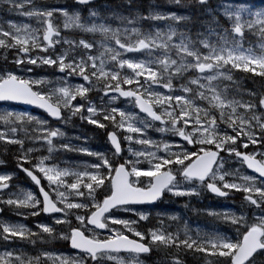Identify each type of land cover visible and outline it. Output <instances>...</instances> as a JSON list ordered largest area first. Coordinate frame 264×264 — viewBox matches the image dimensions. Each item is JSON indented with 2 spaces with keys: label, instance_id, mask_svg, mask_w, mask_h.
Returning a JSON list of instances; mask_svg holds the SVG:
<instances>
[{
  "label": "snow or ice",
  "instance_id": "1",
  "mask_svg": "<svg viewBox=\"0 0 264 264\" xmlns=\"http://www.w3.org/2000/svg\"><path fill=\"white\" fill-rule=\"evenodd\" d=\"M167 2L176 10L152 9L142 17L164 25L142 31L82 23L80 8L87 9L88 17L98 16L91 0H74L72 8L60 0H2L7 11L35 18L37 27L0 25V60L6 62L0 68V157L10 156L13 165L0 172V210L46 219L35 224V231L23 223L0 222V264H145L141 257L154 251L165 253L155 264H184L186 254L203 264H264V6L224 5L221 22L211 15L208 0H195L210 20L206 32L193 38L175 26L189 19L184 0ZM60 18L65 30L99 33L102 40L62 37L55 23ZM121 32L135 39H121ZM57 45L68 48L57 51ZM75 49L80 55L70 57ZM45 67L51 75L37 73ZM241 75L261 78L253 80L260 88L249 90L247 99L224 86L225 81L238 84ZM71 77L82 82L72 84ZM92 91L102 92L107 103L101 97L97 107L88 96ZM120 98L144 116L114 106ZM15 105L40 109L61 124L78 116L104 130L109 147L92 150L71 140L54 144L53 138L65 134ZM29 123L36 126L35 135H28ZM149 128L171 135L153 140L146 135ZM25 138L31 141L27 147ZM128 142L147 147L134 151L123 147ZM56 152L94 159L61 167ZM7 163L0 158V166ZM233 163L238 167L225 168ZM244 166L251 173L242 172ZM17 170L30 181L28 190L10 183ZM201 190L239 201L236 210L208 212L234 237L219 228L198 230L193 237L187 227L181 235L141 223L149 221L150 206L165 194L199 197ZM51 240L67 242L75 255H55L44 247ZM25 244L33 246L31 253Z\"/></svg>",
  "mask_w": 264,
  "mask_h": 264
},
{
  "label": "rangeland",
  "instance_id": "2",
  "mask_svg": "<svg viewBox=\"0 0 264 264\" xmlns=\"http://www.w3.org/2000/svg\"><path fill=\"white\" fill-rule=\"evenodd\" d=\"M50 2V0H34V3L36 4H43V3H48ZM117 2V1H116ZM60 3H62L63 6L65 7H75L74 5V0H60ZM185 3V8L183 9L184 13L186 15H188L189 19L190 16L193 14V8L195 9L197 7L195 0H184ZM238 3H250L255 5L256 7H262L264 6V0H238V1H229V2H214V3H208V7L210 9H212L213 11L211 12V15H214L217 17L218 20H220L221 22H225V17L223 16V8L224 5L227 4H238ZM116 6H119V11L122 13H117V11H112L111 13H108L106 11H108L109 7L107 5H94V6H90L93 8L97 9L98 12V16L97 17H88V13H87V9L86 8H80V16H81V22H88V23H92V22H96V23H100L103 22L105 23L106 26H110L113 29L116 28H120V29H124V28H128L131 29L133 27H138L140 28L142 31L144 30H148L150 29L153 25H160L161 27L164 25L165 22L163 21H147L142 19V17H145L148 15L149 11L152 9H156V10H161V11H167V10H176L175 7L171 4H169L167 2V0H125L124 4L120 3V1L117 2ZM146 6V12H142L139 8L140 7H144ZM29 7V5H25V9ZM7 5H5L4 3H2V0H0V25L7 27V23L8 22H12V23H16V24H20V23H27L29 25H31L32 27H37L36 24V20L35 18H28L25 16H20L17 14L16 10H12L11 12L7 11ZM25 9H21V11L25 10ZM217 9H219V11H217ZM137 12L139 13L138 16L136 15ZM207 15L206 18V22H205V31L203 30L202 33L206 32L207 28H208V21L210 20V15L208 13H205ZM128 20H133L132 24L128 23ZM188 21V20H187ZM186 21H181L179 22L178 25H175L177 27V31H182V23H184ZM55 23L60 24L61 25V36H67L68 38H79L80 36H86L90 39L93 40H102V37L100 36L99 33H95V34H86V33H81L78 29L75 28H69L67 30H65L62 25H63V19H57L55 21ZM127 35L129 36V38L131 39H135V37L129 32V33H124L121 32V39H124V36ZM210 40H215L214 36H209L208 37ZM250 39H252L253 41L258 40V37H250ZM174 40H177V38L174 37ZM61 47L67 49L68 45H57L56 49L57 51H59L61 49ZM245 47H248L247 44H245ZM256 49H254L255 51ZM93 51H96V49L94 48ZM81 50L80 49H75L74 51L69 53V56L71 57L72 55H80ZM129 55H133V54H129ZM135 55L144 58L142 53H136ZM174 55V53H173ZM5 61L0 60V68H3L5 65ZM9 67H11V65H9ZM111 69V64H106L105 66V70H110ZM37 73L40 75H51L52 74V70L51 69H47L46 67L44 69H40L37 70ZM57 75H59L57 73ZM234 79H236V77H234ZM69 82L72 84H76V83H81L82 81H80L79 78L77 77H71L69 78ZM247 82V78L244 76H240L239 80H238V84L233 85L231 82H224V86L228 87L229 93L231 94L233 91H231V89L233 88V90L239 89L241 87V85H244ZM125 88L131 87V86H123ZM232 87V88H231ZM89 99L91 102H93L94 104H96L97 107L100 106L101 103V97H103V100L105 103H107L108 101V97L103 96L102 92H97V91H92L88 94ZM75 103V102H74ZM119 108H126V110L130 113H133L137 116V118L143 117L142 115H140L137 112V109L135 107H133L132 105H127L125 101L122 100H117L115 102V105ZM20 110V109H17ZM33 115L36 116H40L44 119H47L49 122V127H56L59 128L60 131H62L65 135L63 138L57 137V138H53V142L54 144H59V143H64L68 140H71V142L73 144H76L78 146L81 147H86V148H90L92 150H105L109 147L108 144L105 143V139H104V130L101 129H96L94 125H89L87 124L86 121H81L79 119L78 116L76 117H72L71 120L67 121L66 123H59L56 124L53 121V124H51V120H49L47 117H45L44 115L40 114V113H32ZM107 123V122H105ZM36 127L35 125L29 123L27 125H25L26 131L28 133L29 136L31 135H35L36 133H33V128ZM223 127V126H221ZM135 136V134H133ZM146 135L153 139V140H161V139H167L170 137V133L169 134H161V133H157L155 131H153L151 128H149L146 132ZM76 137H79L80 139H75ZM176 140H179L178 137L174 138ZM29 143H31V141H29L27 138H25V146L27 147L29 145ZM37 147H40V142H36ZM123 147L128 148L131 147L134 151L142 148V147H147L144 145H138L134 142H128L125 143L123 145ZM43 151V149H42ZM33 155H40V153H34ZM54 155L59 157V163L60 166L63 167L65 166V163H67V165L72 166L73 168H76L78 165H81L83 162H89L91 160H93V157H89L86 154H78L75 152H56L54 153ZM0 158H4L7 159L8 163L12 162L10 156L9 157H0ZM12 164V163H11ZM7 166V167H6ZM6 166H0V172L5 170V167L9 170L12 169L13 165H6ZM238 167L237 164L233 163L231 165L226 164L225 168H236ZM242 172L245 173H249L245 166L242 169ZM10 183H18L21 188L23 190H28L30 187L28 186V181H25L22 177H21V173L17 170V177L16 179H14L13 181H11ZM206 193V191L201 190L200 194H204ZM52 198L55 197V192L53 191L51 193ZM175 199H180L183 200L181 202H177L174 201L173 204H170V207L173 206H177V208H173V209H169V212L167 214H162L161 213V208L163 207V204L160 207H157V209H155L154 211L152 210V214L150 215L149 221L147 222H141L142 224H145V226H153V227H159L162 230H167V231H171L173 233L176 232H180L181 235L183 234L182 230L185 227H188L187 224H182L180 222V215H181V209L182 210H187L189 213L194 211V200L196 199V197H174ZM69 200H73L75 198L69 196L68 197ZM169 203V202H168ZM216 206L213 207V211L215 212H222L226 209H232V210H236L239 208V201L238 200H230L228 203L233 206L234 208H222L220 207V203L219 202H215ZM187 204V207H184V205ZM247 211L249 213H251L253 210L252 209H247ZM257 214H259V210H256ZM157 213H159L160 215H157ZM168 214H172L175 215L177 217V219L172 220L169 219ZM123 215H128V214H123ZM165 219L164 221H161V219ZM46 217L43 216V214H41V216L38 217H21L15 214V212L13 211H9L7 209H4V215L3 217L0 219V222H8V223H23L26 227H28L31 230H36L35 229V224L37 222H40L41 220H45ZM214 222L215 223H219V224H224L221 220L214 218ZM57 228H61L62 226L57 225L55 226ZM190 234V233H189ZM227 234V233H226ZM192 235V234H190ZM229 236H235V233L233 231L230 230ZM55 242H58L56 244H54ZM59 242H61V240H51L48 241L47 243L49 245L52 246L54 248H59L62 245L59 244ZM47 243L44 245V247H47L49 245H47ZM23 248H25L29 253L32 252L33 250V246L30 245H22ZM49 250H53V249H49ZM55 255H60L58 252L54 251ZM64 256H69V255H74L72 252L67 253V254H63ZM189 255V254H188Z\"/></svg>",
  "mask_w": 264,
  "mask_h": 264
},
{
  "label": "flooded vegetation",
  "instance_id": "3",
  "mask_svg": "<svg viewBox=\"0 0 264 264\" xmlns=\"http://www.w3.org/2000/svg\"><path fill=\"white\" fill-rule=\"evenodd\" d=\"M107 1H111V0H104L100 2V4L103 5ZM112 4L115 8L119 9V6H116L117 2L113 1ZM26 180L28 181V186L31 187L30 181L28 179ZM174 201L181 202L183 200H180L178 198L175 199L173 196L165 194L163 199L159 203H157L155 206H151V209L154 211L155 209H157V207H160L163 204V207L161 208L160 211L163 215L167 214L169 212V209L177 208L176 205L173 207H170V204H173ZM229 201L230 200H223L221 198H216L210 192L200 194V196L196 197V199L194 200V208H195L194 211L189 213L187 210L181 209L180 222L182 224L188 225L187 228L189 229V233L192 234L193 237L195 236L198 230L202 232H211L212 230L217 229V228H219L221 232L226 231V233L229 234L230 229H226L225 224L215 223L214 217L208 215V212L213 211V207L216 206L215 202H219L220 207L222 208H226V207L234 208L228 203ZM164 220L165 219L163 218L161 219V221H164ZM56 243L58 242H55L54 244ZM54 244H52L51 246L47 243V245H49L47 246V248L53 249L55 252H58L59 254H67L69 252L70 253L72 252L75 255V251L70 248L67 242L65 241L59 242V244L62 245L59 248H54L53 247ZM164 256H165V253L154 251L150 256L148 257L142 256L141 259L145 261V264H155L157 260L161 259ZM183 260H184V264H203L201 260L195 258L192 254L184 255Z\"/></svg>",
  "mask_w": 264,
  "mask_h": 264
},
{
  "label": "trees",
  "instance_id": "4",
  "mask_svg": "<svg viewBox=\"0 0 264 264\" xmlns=\"http://www.w3.org/2000/svg\"><path fill=\"white\" fill-rule=\"evenodd\" d=\"M118 2L120 1V3L124 4L125 0H111V1H107L105 4L103 5H107L109 7L108 13H111L113 10L114 11H117V13H121L117 8H115L112 4V2ZM101 5V4H99ZM142 12H146V6L144 7H140L139 8ZM193 10V14L190 16V19H188V21L182 23V31L183 32H186L189 36H192L193 38H195V33L196 32H203V30L205 31V22H206V18H207V15L201 11L198 6ZM138 12H137V16H138ZM261 78L260 77H253V79H248L247 78V82L244 84V85H241V87L238 89V97L237 98H244V99H247V95L246 93L249 91V90H253L254 88L255 89H259L260 88V85L257 83V84H254L253 83V80H256V81H259ZM232 88V87H231ZM231 91H234L233 88L231 89ZM52 122V121H51ZM56 123V122H54ZM53 124V122L51 123ZM58 124V123H56ZM105 139V137H104ZM12 163V162H11ZM10 162L7 163V165H12ZM7 167V166H6ZM21 177L25 180L26 178L21 175Z\"/></svg>",
  "mask_w": 264,
  "mask_h": 264
},
{
  "label": "water",
  "instance_id": "5",
  "mask_svg": "<svg viewBox=\"0 0 264 264\" xmlns=\"http://www.w3.org/2000/svg\"><path fill=\"white\" fill-rule=\"evenodd\" d=\"M98 1H102V0H91V3H90V5L91 4H94V3H96V2H98ZM208 1H211V0H208ZM109 95H115L114 93H109ZM121 99H123L124 100V98H121ZM0 103H2V102H0ZM15 107H19V108H21L22 110L24 109V108H28L31 112H34V111H39V112H42V113H44L42 110H40V109H36V108H33V107H31V106H24V105H15ZM138 109V108H137ZM138 111H139V109H138ZM139 113L141 114V115H143L144 116V114L143 113H141L140 111H139ZM45 115H46V113H44ZM50 119H52L51 117H49ZM156 123H158V122H156ZM246 167V166H245ZM247 169V168H246ZM248 170V172L249 173H251V170L250 169H247ZM163 198V197H162ZM162 200V199H161ZM161 200H159V201H161ZM159 201H157L154 205H156ZM154 205H152V206H154ZM2 215V210H0V216ZM75 251V250H74Z\"/></svg>",
  "mask_w": 264,
  "mask_h": 264
}]
</instances>
